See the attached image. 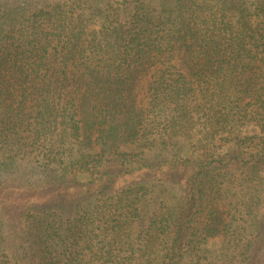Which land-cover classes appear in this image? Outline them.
Returning <instances> with one entry per match:
<instances>
[{"label":"trees","instance_id":"1","mask_svg":"<svg viewBox=\"0 0 264 264\" xmlns=\"http://www.w3.org/2000/svg\"><path fill=\"white\" fill-rule=\"evenodd\" d=\"M0 264H264V0H0Z\"/></svg>","mask_w":264,"mask_h":264},{"label":"rangeland","instance_id":"2","mask_svg":"<svg viewBox=\"0 0 264 264\" xmlns=\"http://www.w3.org/2000/svg\"><path fill=\"white\" fill-rule=\"evenodd\" d=\"M252 131V127H246V128H244L243 129V132L245 133H249V132H251ZM254 132H258L257 130H255Z\"/></svg>","mask_w":264,"mask_h":264}]
</instances>
